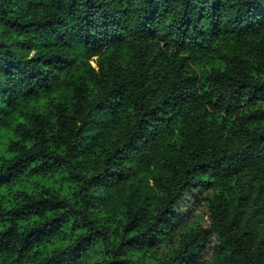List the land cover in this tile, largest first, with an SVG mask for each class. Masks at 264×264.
<instances>
[{
	"label": "trees",
	"instance_id": "trees-1",
	"mask_svg": "<svg viewBox=\"0 0 264 264\" xmlns=\"http://www.w3.org/2000/svg\"><path fill=\"white\" fill-rule=\"evenodd\" d=\"M0 264H264V0H0Z\"/></svg>",
	"mask_w": 264,
	"mask_h": 264
},
{
	"label": "snow or ice",
	"instance_id": "snow-or-ice-1",
	"mask_svg": "<svg viewBox=\"0 0 264 264\" xmlns=\"http://www.w3.org/2000/svg\"><path fill=\"white\" fill-rule=\"evenodd\" d=\"M4 179L3 178H0V183H4Z\"/></svg>",
	"mask_w": 264,
	"mask_h": 264
}]
</instances>
